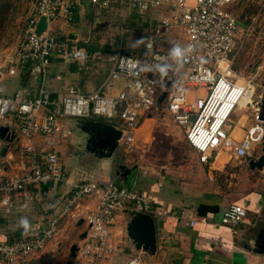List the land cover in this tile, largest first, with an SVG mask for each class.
Segmentation results:
<instances>
[{
	"label": "built area",
	"instance_id": "2783aa9c",
	"mask_svg": "<svg viewBox=\"0 0 264 264\" xmlns=\"http://www.w3.org/2000/svg\"><path fill=\"white\" fill-rule=\"evenodd\" d=\"M128 1L139 16L152 10L171 12L170 18L162 19L147 35L146 61L121 50L111 54L112 68L102 88L87 94L69 87L62 98L56 99L53 90L42 89L37 98L25 100L21 92L14 98L6 97L0 88V127H8L19 142L16 153L7 147L2 161L6 166L0 168V209L6 214L26 210L34 201L32 188L62 182L64 170L58 154L51 148L72 135L67 120L105 118L106 123L122 132L121 150L129 149L136 144L143 123L158 109V98L170 79L173 83L163 104L173 121L184 129L186 140L198 153L201 163L207 164L220 151H230L240 160L253 159L257 149H261L263 94H259L253 78L235 70L240 50L254 29L251 26L242 29L231 10L235 0ZM90 2L98 15L110 6V0ZM36 5L18 45L0 68V77L14 76L32 61H38L48 70L55 57L65 64L80 59V52L62 42L56 31L62 22H75L76 0H37ZM42 17L46 18V26L39 32ZM174 25L181 26L186 35V42L179 45L192 48L181 60L172 58L169 52H156L157 44ZM162 67L167 68V76L161 73ZM118 83H123L122 87L112 94ZM202 89L204 92L190 100L189 91ZM244 109L252 113L254 124L237 141L231 134L232 117ZM38 136L43 138V145L37 143ZM16 197L22 199L21 204L14 202ZM86 199L96 200L99 206L95 211L81 214ZM129 203L138 211L147 212L152 198L124 190L113 180L81 183L66 202L62 216L53 218L33 238L1 244L0 261L19 264L44 252L58 233L62 217L70 216L74 220L84 219L89 226L78 256L87 264H100L115 251L111 244L112 225L115 216ZM246 218V208L233 203L221 215V225L234 228ZM190 225L193 227L195 222L191 221ZM127 264H141V261L132 258Z\"/></svg>",
	"mask_w": 264,
	"mask_h": 264
},
{
	"label": "crops",
	"instance_id": "0c3cea01",
	"mask_svg": "<svg viewBox=\"0 0 264 264\" xmlns=\"http://www.w3.org/2000/svg\"><path fill=\"white\" fill-rule=\"evenodd\" d=\"M112 3L110 0V6L105 10L110 9ZM247 5L245 0H235L232 5V9L236 10L233 12L238 17L242 29L249 27L241 21L243 13H246L248 9ZM31 9L33 10L30 16L35 11L36 6L35 8L32 6ZM135 14L137 13L135 12ZM158 14L159 17L154 19V29L162 19L171 17L169 10L161 9ZM95 17L96 12L90 0H77L75 22L70 24L62 22L58 24L56 31L62 42L68 43L70 47L80 52V59L73 64H65L55 57L48 70H44L38 61L29 62L14 76L1 75L0 88H2V94L14 98L17 93L21 92L25 100H32L39 96L42 89H51L54 92L53 97L59 99L69 87L76 88L84 94L102 88L112 68V63L109 61L111 52L105 51L107 48L103 49L99 45H90L97 24ZM73 26H76L77 30H70ZM169 35L171 34H168L167 38L165 37L162 42L157 44L156 52L165 54L170 51L174 44L186 42L185 33L183 39L178 32L172 34V39L168 38ZM174 35L175 37L177 35L178 39ZM85 45L96 49L89 52ZM103 51L110 53H102ZM131 56L144 61L141 56ZM243 69L239 68L236 72L241 73ZM262 70L263 63L259 62L253 67L250 76L247 78H253L255 81L261 75ZM4 83L8 85L7 89L2 85ZM122 85L123 83H118L112 94H116ZM200 94L189 91V98L192 100ZM153 112L140 129L136 147L153 132V129L146 124L147 121L153 120L152 118L155 116ZM239 112H236L239 115L236 113L233 115L231 125L232 137L237 141H241L248 129L254 124L252 113L249 110L244 109ZM168 115H170L169 112ZM80 120L105 122L95 118L69 119L66 121V126L72 131V135L67 141L51 148L61 160L64 170L62 182L41 187L40 190H31L34 201L24 211L6 214L0 209V245L9 240L18 239L19 236L36 235L53 218L62 216L66 202L71 199L75 187L81 183L93 181L104 183L113 180L124 190H133L140 195H149L152 198V204L149 211L140 212L134 204L129 203L123 211L115 216L111 229V244L115 251L100 264H127L132 258H139L141 264H153L156 260H159V264H264V254L255 250L256 237L264 228V193L252 189L247 194H237V192H232V189L237 188L239 183H234L233 180L228 179L225 183L223 182L221 177L224 173L239 165L238 162L232 161L234 156L232 152L220 151L214 154L207 164L201 163L198 153L187 142L184 129L174 121L173 124L168 121L172 125L170 127L171 133L177 136L180 144L183 136L186 140L188 148L182 150L181 155L169 159L168 163L159 165V168L153 164L152 166L148 165L145 155H141L143 161L141 160L137 164H121L119 159L121 148L111 158H101L86 150L85 137L78 128V121ZM107 124L109 123L107 122ZM36 140L37 143L43 145L42 137L38 136ZM18 146V138L12 142L0 139V153L4 147L14 149L16 153ZM72 147L74 151L69 153ZM258 150L261 152V149ZM75 154L82 155L76 160ZM259 156L260 154H256L253 159H257ZM0 157H2L1 154ZM253 159L239 160L244 163V167L247 166L251 174L259 171L264 175V169L252 170L250 168L249 162ZM65 163L67 167L64 166ZM81 164H87V168H82ZM5 166L6 164L2 168ZM8 172L10 173L9 170ZM233 176L234 173L231 172L230 178ZM14 202L21 204L22 199L16 197ZM233 203L246 208L247 218L244 223L234 228L222 226L221 215ZM82 206L84 210L81 214H84L97 210L99 204L94 199H86L82 202ZM136 216L146 218L156 228L157 249L155 255L137 250L134 242L127 235V225ZM22 217H26L30 222L31 228L27 232L19 226V220ZM81 220H83V224L80 225ZM74 221L83 228L77 233L81 243L74 244L79 249L83 243L81 236L87 232L89 226L84 219L74 220L70 216H64L61 219L59 231L48 244L46 252L36 254L19 264H45V260L50 258L51 252H54L55 244L60 246V251L62 250L60 248L65 246L64 241L70 237H75L74 234L67 236L65 233ZM191 221L195 222L193 227L190 225ZM64 233V240L60 241L59 239ZM77 251L75 255L77 254V259L81 260ZM48 261L51 262V260ZM69 262L74 264L72 261ZM0 264L5 263L0 261Z\"/></svg>",
	"mask_w": 264,
	"mask_h": 264
},
{
	"label": "rangeland",
	"instance_id": "374dc122",
	"mask_svg": "<svg viewBox=\"0 0 264 264\" xmlns=\"http://www.w3.org/2000/svg\"><path fill=\"white\" fill-rule=\"evenodd\" d=\"M111 8L101 12V15L96 14V29L93 31V36L90 45L101 46L103 49L109 48L111 54L113 52L122 51V53L128 55H137L138 57H143L144 61L148 59L147 51L145 50V42L147 40V35L154 31L156 17H159V10H152L145 15L135 14V10L132 8L130 1L128 0H112ZM248 5L246 13H243L242 20L247 26H251L254 30L240 50L238 60L235 66V70L244 68L241 72L249 77L253 67L260 63H263V70L261 75L255 79V83L258 85L259 94H263L262 86L264 84V0H245ZM37 4V0H0V68L5 66L6 58L9 52L14 50L18 45L22 35L23 30L26 25L27 19L33 9L31 7ZM233 8V7H232ZM232 11H236L232 9ZM241 14V13H240ZM255 18V20H253ZM77 27L73 26L70 30H74ZM77 30V29H76ZM178 32L183 39L184 30L181 26H172L168 36L172 39V34ZM100 33V35H98ZM97 34V35H96ZM176 34V33H175ZM144 38V42L141 44H136L138 40ZM175 37V35H174ZM177 37V35H176ZM175 37V38H176ZM167 38V37H166ZM178 39V37H177ZM103 51L102 53H104ZM105 52V53H110ZM105 55V54H104ZM7 89V84H2ZM204 92V90H199V93ZM153 114L155 115L153 120L147 121L146 124L149 125L153 132H151L147 137H145L140 142L137 147L134 144L131 148H125V150L119 151V159L121 164L134 165L139 163L143 159L141 155L146 156V162L148 165H155L159 168V165L168 163L169 159L175 158L177 155H181L182 150H186L187 144L184 136L182 138V143L176 138L174 133H171L170 127L173 124L171 116L168 115V111L165 104L157 107ZM240 113V112H239ZM237 114V113H236ZM239 115V114H237ZM168 118L169 120H167ZM101 121H107L105 118L99 119ZM172 123L170 124L169 122ZM163 123V124H162ZM169 130V131H167ZM160 131V132H159ZM74 148H70L69 153L73 152ZM257 154L261 155V152L257 149ZM76 160L81 155L75 154ZM232 161L238 162L239 165L235 169H229L221 177L223 182L226 180H233L234 183H239L237 188L232 189V192H237V194L248 193L252 189H256L264 193V175L261 172H256L251 174L247 166L244 167V163L232 157ZM60 159V157H59ZM64 159L66 157L64 156ZM0 161L3 158L0 157ZM61 161V160H60ZM67 163V162H66ZM65 163L64 166L67 167ZM82 168H87V164H81ZM233 172V178H230V173ZM229 174V175H228ZM241 184V185H240ZM245 186V187H244ZM82 227H79L77 222H73L69 225L68 229L65 231L66 235L69 236L74 234V236L65 242V246L60 248L55 244L54 252L49 256L50 258L45 260V264H66L72 261L74 264H87L85 260H79L78 257H72L71 245L81 243V239L77 235ZM71 232V233H70ZM59 239L64 240V235ZM66 239V238H65ZM59 241V242H60ZM46 252V251H45ZM159 260L153 262V264H159ZM145 264V263H143ZM149 264V263H147Z\"/></svg>",
	"mask_w": 264,
	"mask_h": 264
},
{
	"label": "water",
	"instance_id": "95a60500",
	"mask_svg": "<svg viewBox=\"0 0 264 264\" xmlns=\"http://www.w3.org/2000/svg\"><path fill=\"white\" fill-rule=\"evenodd\" d=\"M45 26L46 18L42 17L38 31L42 32L45 29ZM167 75L168 72L166 76ZM172 83V79L166 83L165 89L158 98L159 105L163 104ZM262 91L263 96L260 105V117L264 121V84L262 86ZM78 128L82 131L83 136L85 137L86 150L96 156L101 158H111L120 148L122 132L110 124L93 120H80L78 121ZM0 139L12 142L15 139V133H10V129L8 127H0ZM7 150V147L2 148L0 153L2 157L6 155ZM249 166L252 170L264 169V142L261 147V155L257 159L251 160L249 162ZM81 224H83V220L80 221V225ZM86 235L87 233L85 232L81 238L84 239ZM127 235L134 242L137 250H141L149 255H155L157 249V232L153 223L147 221L146 218H143L142 216L133 217L127 225ZM77 250V245H74L71 248L72 257H75ZM255 250L260 254H264V228L260 230L256 237ZM68 264L72 263L69 262Z\"/></svg>",
	"mask_w": 264,
	"mask_h": 264
},
{
	"label": "clouds",
	"instance_id": "9594fccd",
	"mask_svg": "<svg viewBox=\"0 0 264 264\" xmlns=\"http://www.w3.org/2000/svg\"><path fill=\"white\" fill-rule=\"evenodd\" d=\"M143 42H144V38L142 37L140 40L136 42V44H141ZM190 52H192L191 47H181L179 44H174L169 51V56L177 60H181L185 58L186 53H190ZM160 71L162 74H166L167 68L162 67ZM19 226L23 228L25 232L29 231V229L31 228L30 222L26 217H22L19 220Z\"/></svg>",
	"mask_w": 264,
	"mask_h": 264
},
{
	"label": "trees",
	"instance_id": "16d2710c",
	"mask_svg": "<svg viewBox=\"0 0 264 264\" xmlns=\"http://www.w3.org/2000/svg\"><path fill=\"white\" fill-rule=\"evenodd\" d=\"M24 28H25V27H24ZM85 48H86L89 52H93V50L96 49V48H92V47H89V46H86V45H85ZM105 51H110V50H109V48H107V50H105ZM42 187H45V186H42ZM40 189H41V187H34V188H32V191H36V190H40ZM19 235H20V234H19ZM33 237H34V235H29V236H26V237L19 236L18 239L9 240L7 243H13V242L18 241V240H22V239H30V238H33Z\"/></svg>",
	"mask_w": 264,
	"mask_h": 264
},
{
	"label": "bare ground",
	"instance_id": "6f19581e",
	"mask_svg": "<svg viewBox=\"0 0 264 264\" xmlns=\"http://www.w3.org/2000/svg\"><path fill=\"white\" fill-rule=\"evenodd\" d=\"M3 166V162L2 161H0V168Z\"/></svg>",
	"mask_w": 264,
	"mask_h": 264
}]
</instances>
